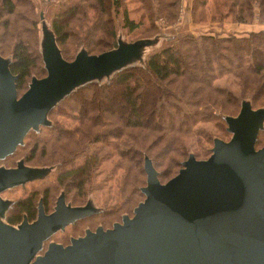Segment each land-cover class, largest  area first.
Wrapping results in <instances>:
<instances>
[{"label":"trees","instance_id":"16d2710c","mask_svg":"<svg viewBox=\"0 0 264 264\" xmlns=\"http://www.w3.org/2000/svg\"><path fill=\"white\" fill-rule=\"evenodd\" d=\"M132 1L59 0L51 22L47 23L45 10L35 0H0V54L9 60L12 72L17 75L19 95L29 87L33 77H43L48 72L44 61V26L54 33L63 56L69 60L81 50L100 53L115 49L122 40L120 27L139 33L144 20L148 19L154 25L157 19L147 0ZM212 1L215 2L211 14L214 20L231 16L236 21L246 22L257 16L264 24V0H194L192 7L196 20L206 19L208 5ZM172 3L170 7L166 5L171 15L174 14L172 9L179 7L180 0H172ZM151 38L142 37L134 41L153 42ZM224 77L227 79L225 83H216L217 79ZM244 100L253 107L264 106V27L240 35L234 32L194 35L189 31L176 35L148 56L142 58L141 54L110 75L76 86L49 110L50 124L40 125L27 133L18 146L20 152L27 138L34 137L31 152L21 158L26 164L39 155H60L64 148H71L76 139L83 142L88 137L94 145L84 144V149L56 162L28 164L51 167L43 178L54 167L59 170L55 179L42 188L34 189L17 201L11 200L3 219L17 224L25 214L24 218L27 216L33 220L38 216L41 199L46 209L51 199L57 193L59 197L62 192L68 203L84 205L91 201L100 210L93 198H87L89 187L94 184L111 187L116 181L113 196L118 207L135 208L145 198L142 187L147 183L144 168L147 155L162 180L159 168L163 155L170 149L176 151L180 158L176 159L178 154L173 155L176 168L172 167V175L177 174L191 153L196 157H206L212 153L216 138L232 136L226 117L238 114ZM63 106L68 111L61 110ZM92 110H95L94 114ZM77 112L81 121L73 124L74 131H67L54 117ZM105 113L111 120L106 121ZM118 114H123L122 118L117 119ZM83 120L88 123H83ZM209 120L219 123L221 133L201 131L203 127L198 124ZM150 122L151 127L146 125ZM102 124L111 128L104 135L95 133L92 126ZM145 128H149L151 133L144 132ZM198 131L202 132L203 141L201 138L200 141L186 139L185 135L200 133ZM263 131L264 122L256 138V147L264 143ZM62 138L71 145L49 148L48 143L56 141L54 144H57ZM123 138L126 140L122 143ZM127 150H131L135 166L140 168L139 172L135 167L136 173L129 177L135 181L140 176L141 180L136 182L135 191L130 196L124 189L129 174L118 175V169L125 168ZM16 152L17 149L7 157L19 153ZM23 154L24 151L20 153ZM111 162L114 163L109 168ZM77 196L81 203H73L72 197ZM12 208L14 213L9 215Z\"/></svg>","mask_w":264,"mask_h":264},{"label":"water","instance_id":"95a60500","mask_svg":"<svg viewBox=\"0 0 264 264\" xmlns=\"http://www.w3.org/2000/svg\"><path fill=\"white\" fill-rule=\"evenodd\" d=\"M43 34L48 72L33 77L21 95L17 75L0 54V159L12 154L31 129L50 124L49 110L76 86L110 75L151 43L120 40L115 49L81 50L69 60L47 26ZM226 118L230 139L216 138L207 158L191 153L165 182L147 155L145 198L133 215L110 227L88 228L68 244L50 241L45 248L56 231L97 207L91 201L68 203L62 192L52 211L41 199L36 219L9 223L3 217L11 200L1 192L43 178L51 167L31 166L24 159L0 166V264H264V143L255 146L264 106L244 100L239 113Z\"/></svg>","mask_w":264,"mask_h":264},{"label":"rangeland","instance_id":"374dc122","mask_svg":"<svg viewBox=\"0 0 264 264\" xmlns=\"http://www.w3.org/2000/svg\"><path fill=\"white\" fill-rule=\"evenodd\" d=\"M130 1H132V0H130ZM147 1L149 3H151V8H153L154 15L155 16L157 15V19H156L154 25L151 24V22L148 19L144 20L143 27L140 28L141 30L139 33L127 31L125 28H121V27L119 28L122 40L126 41V42H131V41H134L135 39L142 38V37H152L151 39H153L152 40L153 42L145 45L142 49V58L148 56L149 53H151V52L159 49L161 46L165 45L168 41H170L171 38H173L176 35H179L181 33H184L185 31L192 32L194 35L214 33V32H221L223 34H229L230 32H234V33L240 35V34H245V33L252 31L250 28L253 27V24H254V27H260V28L264 27V24L259 22V20H258L259 17H257V16L253 20L246 21V22L236 21L231 16L228 18H224V19L214 20V18H212V15H211L212 11L214 10L213 7L215 8V2L214 1L210 2V4L208 5V13L209 14H207L206 19L200 20V21L196 20L194 18V12H193V7H192V6H194V0H180L179 7L172 9V11L174 13L173 15H171L169 13L170 11L168 10L169 9L168 7H170L169 5L173 4L172 0H147ZM35 2L38 4V6L43 7V10H45V12H46V21H47V23H50L51 18H53L54 14H55L56 6L59 4V0H35ZM132 5H134V3H132ZM199 10L200 9H198V11ZM162 11H165V13L163 14ZM199 15H200V13H199ZM17 24H19L18 21H17ZM157 31H159V32H157ZM140 62H142V60H140ZM225 79H226V77L219 78L216 80V83H219V84L225 83ZM60 109L63 111H68L65 106H63ZM94 112H95V110H92L93 114H94ZM72 113H74L73 109H72ZM77 113H75L74 115H69V113H64L63 115L62 114H56L54 117H56L59 121H61V123H63V128H66L67 131H74L73 130V128H74L73 124H76V123L81 121V118L79 116L80 114H79V112H77ZM122 116H123V114H118L117 119H118V117L122 118ZM105 117H106V121L111 120L108 117L107 113H105ZM152 117H153V115H152ZM165 119L166 118L164 117V120ZM93 120L96 121L95 118H93ZM169 120H171V119H169ZM63 121H65V122H63ZM84 122L88 123V122L83 120V123ZM146 125H149L151 127V122L146 123ZM198 125L203 127V129L201 130L202 132H203V130H207V131L212 132L213 134H219L222 131L221 127H219L220 126L219 123H216L214 120L203 121V122H200ZM110 128H111V126H108L107 124L93 125L92 126V129H95V131H96L95 133H101L103 135ZM143 131L151 133L149 128H145ZM198 132H200V131H198ZM202 132H200V133L195 132L194 135H185V137L188 140L195 139V141H197V140L200 141V138H201V141H203ZM95 133H93V135ZM263 133H264V131H263ZM86 138H84L83 142H79V140H81V139H76V142L73 143L71 148H69V149L64 148V151L60 155L48 154L46 157L39 155V156L35 157L34 159H32L31 161H28L27 163L31 164V165H36V164L41 165V164L49 163V162H51V163L56 162L58 160H61L62 157L69 158L70 156H73V153L79 151L80 149H84L85 148L84 144L87 145V143L88 144L90 143L91 145H94V143H93L94 141H89L90 138H88V137H86ZM221 138L227 140V139H230V136H224V137L222 136ZM263 139H264V137H263ZM33 140H34V137L27 138L26 144H24L23 148H20V152H19L18 147H17V152H19L18 154L7 157L6 159L5 158L0 159V166H2V165H4V166H15L19 159H21L22 157H25V155H28L31 152V150L33 148L32 147V143H33L32 141ZM63 140H65V139H63V138L60 139L57 144H54V143H56V141H54L53 143L50 142V143H48L49 144L48 146H49V148L55 149L58 146H61L64 144L68 145L71 143V142L67 143ZM125 140L126 139L123 138L121 140L122 143ZM261 141L263 142V140H261ZM98 143H100V142H98ZM28 144H30V146ZM162 144H163V142H162ZM208 145H209V142H208ZM193 146L195 147L196 145H193ZM89 147H90V145H89ZM110 149L111 148H108V150H110ZM22 151H24L23 156L20 155V153ZM175 154H178V153L176 151L171 150V149L165 151V153L163 155V160H162V162H160V168H159V170L161 171L162 180H167L174 175V174L172 175V173H173L172 167L174 169L176 168L174 166L176 161H175V159H172V158H173V155H175ZM125 155L127 158V160H125V162L123 164L125 168L122 167V168L118 169L119 170L118 175L120 176V175H123L126 173L129 174L127 176L128 181L126 182L124 189H126V191H127L126 192L127 196H130V194H133V192L135 191L134 188H135L136 182L141 181L140 176H139V180L134 181L131 178L132 177L131 175H133V173H136L137 169L140 172V168H138V166H135V159L132 156L131 150H127ZM209 155L206 157L204 155H202V157H197V158H200V159L207 158V157H209ZM179 158H180V155L178 154L176 159H179ZM173 162H174V164L172 165ZM113 163L114 162H111L108 165L109 168L113 165ZM140 165H141V161H140ZM58 170H59V168H57V166H56L51 170V172L45 178L31 180V181L26 182L25 184H20V185H16V186L7 188L1 192V196L6 198V199L17 201L20 198L27 196L34 189H38V188L40 189L44 186V184L49 183L50 181L54 180L56 174L58 173ZM129 176H131V177H129ZM141 177H142V172H141ZM116 184H117V181H116L115 185L111 186V187H110V185H107L104 187V186L95 185V184L92 185L91 187H89L91 190L89 191L87 198H93L94 202L98 206H100V210H98L96 213L85 216L80 220H77L75 223L68 224L64 229H60V230L56 231L49 238V240L46 241V243H47L46 246L48 245V243L50 241H58V242H62L63 244H68L71 242L72 237L85 234L86 230L88 228L95 229L99 225H103L104 227H110L113 225L114 222L121 221L124 213L133 215V213H134L133 208L134 207L132 209H128V208L121 209L118 207V202H116V198H115V196H113V193L115 194ZM58 195H59V193H57L56 196L53 199H51V203L49 202V205H47L46 210L48 212H50L54 209L55 203L57 202L56 200L58 199L57 198ZM77 198H78V196L76 198L72 197L73 203H81V200H79V199L77 200ZM139 198H138V200H139ZM74 205H77V204H74ZM13 209L14 208H12L9 211V213H8L9 215H13L12 214V213H14ZM24 215H22V217L20 218L19 223L22 222ZM19 223L14 224V225H18Z\"/></svg>","mask_w":264,"mask_h":264},{"label":"crops","instance_id":"0c3cea01","mask_svg":"<svg viewBox=\"0 0 264 264\" xmlns=\"http://www.w3.org/2000/svg\"><path fill=\"white\" fill-rule=\"evenodd\" d=\"M258 28H260V27H254V24H253V27L250 28V29H251V30H257Z\"/></svg>","mask_w":264,"mask_h":264},{"label":"flooded vegetation","instance_id":"af4514ba","mask_svg":"<svg viewBox=\"0 0 264 264\" xmlns=\"http://www.w3.org/2000/svg\"><path fill=\"white\" fill-rule=\"evenodd\" d=\"M36 218H37V217H36ZM36 218H35V219H36ZM29 220H30V219H29ZM33 220H34V219H33ZM30 221H32V220H30ZM72 223H74V222H72ZM72 223H70V224H72Z\"/></svg>","mask_w":264,"mask_h":264}]
</instances>
